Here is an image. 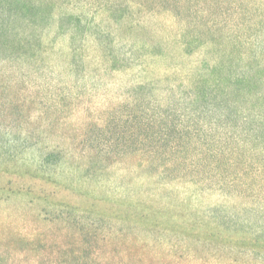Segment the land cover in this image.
<instances>
[{"label":"trees","instance_id":"trees-1","mask_svg":"<svg viewBox=\"0 0 264 264\" xmlns=\"http://www.w3.org/2000/svg\"><path fill=\"white\" fill-rule=\"evenodd\" d=\"M43 16L54 37L49 42L46 30L37 24ZM60 38L63 46L54 43ZM14 48L23 52H13ZM63 52L67 60L61 73L77 68L79 57L87 62L85 68L93 67L90 72H120L133 84L131 112L119 116L109 110L92 125L96 132L89 140L102 143L96 153L99 161L96 155H88V161L97 165L99 174L106 172L105 161L113 154L122 159L128 153L136 161L133 172L146 173L157 183L186 179L185 191L193 199L205 186L235 193L234 201L251 195L264 199V0H0V97L17 81L2 71L6 64L19 57L37 64L41 55L51 59ZM158 63L163 68H156ZM68 95L64 88L49 87V116L69 104ZM4 106L11 114L17 108L9 100ZM1 125L0 135L7 139L13 127ZM19 134L16 141L26 142V133ZM36 144L44 148L30 161L17 160L16 170L29 166L37 171L47 164L50 146L39 135ZM51 149L57 151L59 162L69 152L61 145ZM11 150L0 143V165L7 164L5 155L9 152L10 157ZM42 174L52 183L68 182L54 179L50 167ZM199 176L202 179H195ZM166 188L164 196L148 194L147 199L183 212L185 202H171ZM103 190L101 184L96 194L106 197ZM186 204L189 210L184 213L192 216L193 202ZM207 210L213 223L221 220L246 233L257 223L264 225L259 218H264V209L246 217L239 210L234 218L220 211L219 220L214 211L224 210L220 204ZM254 233L264 238V230ZM247 242L264 246V241ZM83 248L71 249L55 263L100 264Z\"/></svg>","mask_w":264,"mask_h":264},{"label":"rangeland","instance_id":"rangeland-1","mask_svg":"<svg viewBox=\"0 0 264 264\" xmlns=\"http://www.w3.org/2000/svg\"><path fill=\"white\" fill-rule=\"evenodd\" d=\"M44 12L48 13L49 7ZM37 24L46 30L47 42L54 40L45 16ZM55 42L60 46L65 43L61 38ZM16 50L23 52L17 48L13 52ZM9 55L16 54H5ZM66 56L64 52L51 59L41 55L37 64L19 57L2 69L17 77V81L8 87V94L0 97V124L13 127L7 139L16 141L23 132L27 141L7 142L0 135V143L12 149L10 157L6 152L7 164L0 165V264H56L71 249L81 251L82 245L91 257L97 256L100 264H264V246L244 244L264 241L254 233L264 230V225L257 223L254 231L246 233L219 220L220 211L233 218L239 210L243 217L254 216L264 209L261 195L234 201L235 193L229 195L205 186L203 193L193 199L185 191L186 179L157 183L146 173L133 172L136 161L128 153L122 159L113 154L111 160L105 161L106 172L99 174L97 165L88 161V155H96L102 143L89 140L95 137L92 125L99 124L109 110L119 116L130 113L133 84L120 72H90L93 67L85 68L87 62L79 57L77 68L61 73ZM157 67L163 68L159 63ZM50 86L70 93L66 99L69 104L54 116H49L48 110ZM8 100L17 107L12 114L4 106ZM37 135L50 146L47 164L37 171L29 166L16 170L17 160L30 161L36 150L44 148L36 144ZM54 145L69 151L61 162L57 151L51 149ZM70 158L73 163L68 162ZM99 158L96 155L95 161ZM49 167L54 179L68 182H49L42 176V171ZM101 184L106 197L96 194ZM163 187L171 192V202H185L183 212L172 206L162 208L147 199L148 194L164 196ZM129 190L139 196L126 195ZM189 199L193 202L192 216L186 214ZM214 203L224 209L214 211L219 223L206 216L211 215L207 208ZM259 218L264 219L261 215ZM110 244L108 251H104Z\"/></svg>","mask_w":264,"mask_h":264}]
</instances>
